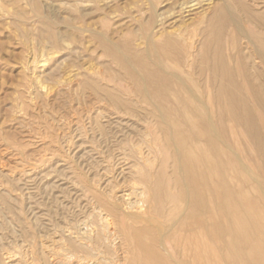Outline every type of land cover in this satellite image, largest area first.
Instances as JSON below:
<instances>
[{"label":"rangeland","instance_id":"374dc122","mask_svg":"<svg viewBox=\"0 0 264 264\" xmlns=\"http://www.w3.org/2000/svg\"><path fill=\"white\" fill-rule=\"evenodd\" d=\"M190 1L0 0V264H84L75 247L104 212L127 264H175L162 247L181 264H264V0ZM133 42L186 89L129 91L116 62ZM133 181L174 222L165 245L126 217ZM67 248L76 262L56 257Z\"/></svg>","mask_w":264,"mask_h":264},{"label":"bare ground","instance_id":"6f19581e","mask_svg":"<svg viewBox=\"0 0 264 264\" xmlns=\"http://www.w3.org/2000/svg\"><path fill=\"white\" fill-rule=\"evenodd\" d=\"M189 1V0H188ZM192 1V0H191ZM190 1V2H191ZM210 1V0H207ZM222 1V0H221ZM197 2H195L196 4ZM210 3V2H209ZM223 3V2H222ZM192 4V3H191ZM190 4V5H191ZM193 5V4H192ZM224 5V4H223ZM222 5V6H223ZM189 6L186 3H183V7ZM190 7V6H189ZM192 7V6H191ZM152 8V7H151ZM181 8V9H182ZM225 8V6H224ZM185 9V8H184ZM188 9V8H187ZM190 9V8H189ZM212 11V10H210ZM214 11V10H213ZM253 11V10H251ZM256 12V11H255ZM153 14H155L153 12ZM206 14V13H205ZM203 15V14H202ZM156 16V15H155ZM154 16V17H155ZM230 19V18H229ZM194 20V19H193ZM198 20V19H197ZM189 25V24H187ZM177 29V28H176ZM183 29V28H182ZM181 29V31H182ZM172 30V29H171ZM169 31V30H168ZM180 31V30H178ZM176 34V42H178V46L175 48L174 47V56L178 57L179 54L181 55H186L187 53V48L191 47V42L190 40H186V38L188 36H185V34L183 33H178L177 31H173ZM172 32V33H173ZM239 32V31H238ZM149 34V33H148ZM167 34V33H166ZM158 35V34H157ZM148 36V35H146ZM149 37V36H148ZM156 37V35H155ZM154 37V38H155ZM244 38V37H243ZM246 38V37H245ZM146 39V38H145ZM144 39V40H145ZM150 39V38H149ZM188 39V38H187ZM184 40V41H183ZM247 40V39H246ZM147 41V40H146ZM182 41V42H181ZM249 41V40H248ZM145 42V41H144ZM170 43V42H169ZM172 43V42H171ZM251 43V42H248ZM139 43H135L133 42L130 45L124 46L123 48L125 50H121V56L117 57L118 62V71L122 70V72H125L130 78L133 79L132 84L128 86L129 91L131 92H138V93H143V94H147L150 95L153 92H161V93H170L173 91H176L177 89H179L181 86L177 83L174 82L172 80V78H177L179 80L180 76L177 73H169L168 71H163L161 70V72H157L156 70H152L149 65L150 63L156 65L157 62L151 60L150 55L147 53L146 48L145 47H139L138 46ZM140 45V44H139ZM146 45V44H144ZM143 45V46H144ZM69 46V45H68ZM71 46V45H70ZM68 47L67 54H71L72 52H76L75 47L71 46ZM153 46V45H152ZM172 47V46H171ZM115 50H117V47L115 48ZM184 54H183V51ZM256 50V49H255ZM195 51V50H194ZM258 51V50H256ZM255 51V52H256ZM254 53V51H252ZM260 52V50L258 51ZM118 53V52H117ZM260 53L264 54V50H262ZM259 53V54H260ZM154 54V52H153ZM188 54V53H187ZM157 56V55H156ZM255 56V55H254ZM260 56V55H259ZM189 57V56H188ZM158 60V59H157ZM264 61V60H263ZM115 63V62H114ZM115 63V64H116ZM136 63H140L137 64ZM157 68H159L157 66ZM116 69H114L113 71H115ZM101 72L100 70H97L96 73ZM191 77V76H190ZM215 77V76H214ZM181 79V78H180ZM197 79V78H196ZM37 81H39L37 79ZM179 82H181L182 86L186 89V86H184V83L182 81L179 80ZM217 84V83H216ZM230 84V83H229ZM216 87V86H215ZM224 87V86H223ZM231 88V87H230ZM189 88H187V93L191 94V92H189L188 90ZM238 90V89H237ZM230 91V90H229ZM232 92V91H230ZM195 95V94H194ZM193 95V99L195 98V96ZM227 95V94H226ZM149 99V98H147ZM196 101V100H195ZM150 102V101H149ZM198 102V100H197ZM199 102L202 103V101L199 100ZM198 102V103H199ZM151 103V102H150ZM154 105V104H153ZM204 105V104H202ZM205 106V105H204ZM264 106V104H263ZM155 107V106H154ZM142 108V107H141ZM206 108V107H204ZM156 109V107H155ZM264 109V108H263ZM262 109V110H263ZM157 110V109H156ZM262 112V111H261ZM159 113V112H158ZM140 114V113H139ZM206 114H208L206 112ZM155 115V114H154ZM153 116V115H152ZM157 116H159V114H157ZM207 116V115H206ZM160 117V116H159ZM209 117V116H208ZM237 117V116H236ZM161 119V118H160ZM210 120V118H209ZM209 120L207 121V123H209ZM163 122V121H162ZM244 122V121H243ZM147 123V122H146ZM211 124V121L209 123V125ZM247 127V126H246ZM251 127V126H250ZM200 128V127H199ZM208 129V128H207ZM215 129V128H214ZM212 131V129H211ZM214 131V130H213ZM216 131V130H215ZM210 132V130H209ZM210 136V134H209ZM215 136V135H214ZM255 136V134H254ZM215 138V137H214ZM185 139V138H184ZM215 143V142H214ZM221 143V142H220ZM256 143V142H255ZM210 145V144H209ZM227 145V144H226ZM225 146V145H224ZM213 147V146H212ZM228 147V146H227ZM226 148V147H225ZM228 149V148H227ZM230 149V148H229ZM175 150V149H174ZM176 152V151H174ZM233 152V151H231ZM143 154V153H142ZM138 155V154H137ZM140 157V156H139ZM138 157V159H139ZM141 158V157H140ZM157 159V158H156ZM177 159V158H176ZM141 160V161H140ZM139 162H143L142 159H140ZM155 160V159H154ZM147 161V160H146ZM240 162V160L238 161ZM150 164V163H149ZM146 164V165H149ZM152 164V162H151ZM241 164V162L239 163ZM138 165V164H137ZM144 166V165H143ZM145 167V166H144ZM242 168V165L240 166ZM140 168V167H139ZM244 168V167H243ZM242 168V169H243ZM246 168V167H245ZM193 169V168H191ZM241 169V170H242ZM177 170V169H176ZM180 170V169H179ZM246 170H248L246 168ZM181 171V170H180ZM219 171V170H218ZM242 171H245L242 170ZM250 171V170H249ZM150 173V172H149ZM248 173L246 172V175ZM249 175V174H248ZM247 175V176H248ZM250 178V175L248 176ZM253 178V177H252ZM188 179L190 180V182H195V186L198 180H196V178L194 177V175H192V173H190L188 175ZM255 180V179H253ZM132 182V181H130ZM137 182L138 181H133V183L131 184V188H128L129 190L127 192H121V197L123 198V206L122 209L125 212L126 217L129 216V219H138L140 222H145L148 223V221H152L153 223V234L160 240V244L162 245V243L165 245V241H166V236H167V232H165L163 230L164 228L169 227L168 229H170V227L172 226V224H174V222L170 223V225H165V221L162 219H159L158 217L155 216L154 214V210L156 207L151 206L150 204H148V196H149V189L146 185H144L142 182V184L139 182L138 184L140 185V187H137ZM257 181L255 180L254 183H256ZM129 184V183H128ZM136 184V185H135ZM188 184V183H187ZM114 185V184H113ZM258 185V182L257 184ZM116 186V184H115ZM130 186V185H129ZM117 187V186H116ZM115 187V188H116ZM196 191L194 193L195 197H201V191L198 187H195ZM122 191V189H120ZM186 191V190H185ZM113 193V192H112ZM117 193V192H116ZM185 193V192H184ZM187 193V192H186ZM118 194V193H117ZM105 195V194H104ZM119 196V195H118ZM131 197H135L133 200H130ZM194 197V199H195ZM111 198V197H110ZM120 198V197H119ZM119 198L117 200H119ZM116 199V198H114ZM129 199V200H128ZM116 200V203H118ZM193 200V199H192ZM114 203V202H113ZM115 204V203H114ZM91 206V204H90ZM118 206V205H117ZM199 205H195L196 208H198ZM204 206V205H203ZM113 207V206H112ZM116 207V206H115ZM113 207V208H115ZM96 208V207H95ZM118 208V207H116ZM115 208V209H116ZM118 210V209H117ZM120 210V209H119ZM184 210V209H183ZM182 210V211H183ZM101 211V210H99ZM97 211L99 214L102 212ZM121 211V210H120ZM122 212V211H121ZM123 212V213H124ZM89 213V212H88ZM96 213V214H98ZM92 214V213H91ZM90 214V215H91ZM98 214V215H99ZM181 215V213H180ZM97 216V215H96ZM100 217V222L97 220V222L100 224V226L94 230H92L91 233H89V235L87 236V242H84L83 244H81L80 246H72L75 248H78V250L80 251H84L86 257L88 258V260H84V258H86L85 256L83 257V261H85L84 264H127L126 261L128 259V256H123V253L125 251L124 246H123V240L119 235V231H118V227H116L113 219L110 218V214L107 212L102 213V215H99ZM179 217V216H178ZM245 217V216H244ZM99 218V217H98ZM97 219V218H96ZM126 219V218H125ZM177 220V219H176ZM175 220V221H176ZM83 221V220H82ZM81 223V222H80ZM118 223L119 225H121L123 222L122 220H120V218L118 219ZM126 226L128 225V221H125ZM150 225V224H147ZM93 226V225H91ZM260 227V226H259ZM258 227V228H259ZM205 228V227H204ZM80 229V228H79ZM262 230V229H261ZM81 231V230H80ZM167 231V230H166ZM153 236V237H155ZM152 237V238H153ZM256 237V236H255ZM122 240V242H121ZM157 240V241H159ZM75 242V241H74ZM83 245H85L86 247L83 249ZM161 245L158 246L161 248ZM163 245V246H164ZM164 248V249H162ZM161 249L163 250V252H167L169 259L171 258V260H173V262H176L175 264L179 263L181 264L180 261L174 259V257L172 256V254L167 250V248L162 247ZM66 251L63 252H58L56 253V257L58 258H66L69 262L75 260L78 256L76 255V252L69 250L68 248L65 249ZM162 252V251H161ZM166 254V255H167ZM103 256V260L104 262H102L101 260H99V257ZM77 260H75L74 262H76ZM78 264H82L80 262H78Z\"/></svg>","mask_w":264,"mask_h":264}]
</instances>
